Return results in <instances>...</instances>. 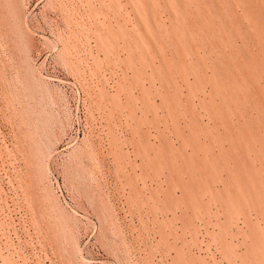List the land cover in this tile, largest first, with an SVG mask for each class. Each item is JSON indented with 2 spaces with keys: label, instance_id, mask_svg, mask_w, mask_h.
Here are the masks:
<instances>
[{
  "label": "rangeland",
  "instance_id": "1",
  "mask_svg": "<svg viewBox=\"0 0 264 264\" xmlns=\"http://www.w3.org/2000/svg\"><path fill=\"white\" fill-rule=\"evenodd\" d=\"M0 264H264V0H0Z\"/></svg>",
  "mask_w": 264,
  "mask_h": 264
},
{
  "label": "bare ground",
  "instance_id": "2",
  "mask_svg": "<svg viewBox=\"0 0 264 264\" xmlns=\"http://www.w3.org/2000/svg\"><path fill=\"white\" fill-rule=\"evenodd\" d=\"M213 3H214V2H213ZM202 15H203V14H202ZM222 17H223V16H222ZM233 17H234V16H233ZM234 18H235V17H234ZM177 20H178V19H177ZM189 22H190V21H189ZM195 30H196V29H195ZM195 30H194V31H195ZM220 31H221V30H220ZM197 33H198V32H197ZM184 34H185V33H184ZM207 36H208V35H207ZM202 38H203V37H202ZM131 44H132V43H131ZM202 56H203V55H202ZM170 63H171V62H170ZM199 63H200V62H199ZM166 64H167V63H166ZM166 64H165V65H166ZM172 64H173V63H172ZM80 67H81V66H80ZM198 67H199V66H198ZM178 69H179V68H178ZM178 69H177V70H178ZM175 73H176V72H175ZM186 73H187V72H186ZM196 75H197V74H196ZM165 79H166V78H165ZM250 93H251V92H250ZM258 101H259V100H258Z\"/></svg>",
  "mask_w": 264,
  "mask_h": 264
}]
</instances>
